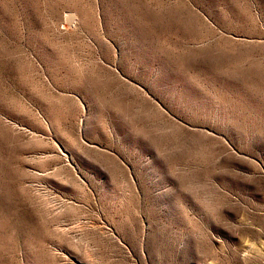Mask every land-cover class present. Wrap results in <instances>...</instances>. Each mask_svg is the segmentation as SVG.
I'll use <instances>...</instances> for the list:
<instances>
[{"label": "rangeland", "instance_id": "374dc122", "mask_svg": "<svg viewBox=\"0 0 264 264\" xmlns=\"http://www.w3.org/2000/svg\"><path fill=\"white\" fill-rule=\"evenodd\" d=\"M0 264H264V0H0Z\"/></svg>", "mask_w": 264, "mask_h": 264}]
</instances>
